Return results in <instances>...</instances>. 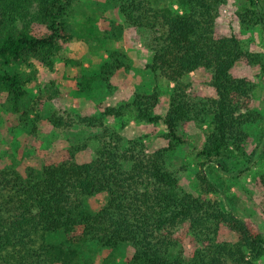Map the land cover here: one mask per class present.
<instances>
[{
	"label": "trees",
	"instance_id": "trees-1",
	"mask_svg": "<svg viewBox=\"0 0 264 264\" xmlns=\"http://www.w3.org/2000/svg\"><path fill=\"white\" fill-rule=\"evenodd\" d=\"M74 1L0 0V95L7 111L18 115L21 123L30 121L35 127L45 99L41 95L33 99L25 89L31 76L8 69L38 62L54 71L64 45L74 38L68 23ZM108 1L123 20L116 33L125 28L149 32L153 58L147 69L157 82L173 84L169 109L164 116L155 114L160 93L154 90L135 93L131 104L107 107L102 118L81 117L76 122L59 113L50 116L55 129H71L76 123L101 128L95 137V158L76 160L83 145L52 156L41 170L0 168V264H97L82 259L83 248L92 242L112 252L130 245L134 249L130 264H257L264 259V235L253 222L226 212L217 198L210 197L219 189L206 166L225 170L227 160L244 151L245 127L261 119L251 109L256 84L232 71L238 65L264 71V56L246 49L238 36L216 35L217 20L229 0ZM258 1L246 0L237 13L247 30L263 22ZM120 58L112 53L92 76L82 72V62H64L77 69L80 90L90 92L125 67ZM200 69L209 73L215 97L191 91L186 78ZM128 114L137 122H162L167 145L148 152L140 140H126L103 121ZM191 123L206 127V142L198 153L202 160L196 175L202 193L198 197L182 189L181 169L167 164L170 153L189 144ZM99 195H106V202L94 213L87 201ZM222 225L235 233L237 242L219 240ZM58 231L65 240L49 243L47 234ZM188 238L196 245L190 255Z\"/></svg>",
	"mask_w": 264,
	"mask_h": 264
},
{
	"label": "rangeland",
	"instance_id": "rangeland-1",
	"mask_svg": "<svg viewBox=\"0 0 264 264\" xmlns=\"http://www.w3.org/2000/svg\"><path fill=\"white\" fill-rule=\"evenodd\" d=\"M245 4L246 0L228 1L217 20L216 35L238 36L246 49L264 56V0L258 1L262 24L251 26L248 30L237 17ZM68 23L74 38L64 45L54 71L38 62H34L32 67L14 64L8 69L19 72L23 77L31 76L33 81L25 89L33 99L43 96L45 103L41 120L34 127L30 121L21 123L18 115L7 111L5 97L0 95V168L29 166L41 170L52 156L76 150L83 145L86 147L77 151L76 160L85 163L95 158V137L102 129L80 123L71 129H55L48 121L54 113L73 118L76 122L81 117L102 118L107 107L131 104L135 93L151 94L154 90L160 93L155 114L164 116L169 109L173 84L166 80L157 82L147 69L153 58V52L148 48L150 34L147 30L125 28L121 33H116V27L122 25L123 20L118 9L108 0H75L68 15ZM112 32L117 35L115 39L110 38ZM112 53L121 55L125 67L116 72L109 83L99 81L92 91L82 92L78 86L79 80L75 78L77 69L65 66L64 61L73 59L82 62V72L92 76L99 74L101 66ZM232 73L238 77H249L256 84L251 109L260 114L261 119L245 127L248 138L244 151L227 160L225 170L218 169L215 164L206 166L209 178L219 189V193L210 197L217 198L226 212L253 222L264 235V71L238 65ZM186 81L194 94L203 98L215 97L206 70L200 69L190 74ZM32 118L33 115L30 120ZM103 121L126 140H140L148 152L167 145L166 128L162 122H137L130 114L124 118L104 117ZM205 128L191 123L187 129L189 144L179 146L167 157L171 169H181L182 189L196 197L202 194L196 175L202 161L198 153L206 142ZM105 202L106 195H99L88 199L87 206L96 213ZM46 237L52 244H60L65 240L62 231L48 233ZM219 240L235 243L238 239L234 232L222 225ZM185 245L187 254H192L196 246L193 240L188 238ZM133 256L134 249L127 244L112 252L92 242L87 243L82 250V259L97 264H130ZM257 264H264V259Z\"/></svg>",
	"mask_w": 264,
	"mask_h": 264
}]
</instances>
